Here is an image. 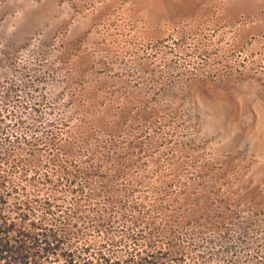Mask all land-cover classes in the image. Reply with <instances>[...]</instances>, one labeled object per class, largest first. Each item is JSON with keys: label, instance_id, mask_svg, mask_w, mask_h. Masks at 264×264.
Instances as JSON below:
<instances>
[{"label": "rangeland", "instance_id": "obj_1", "mask_svg": "<svg viewBox=\"0 0 264 264\" xmlns=\"http://www.w3.org/2000/svg\"><path fill=\"white\" fill-rule=\"evenodd\" d=\"M0 120L78 246L138 215L196 264H264V0H0Z\"/></svg>", "mask_w": 264, "mask_h": 264}, {"label": "trees", "instance_id": "obj_2", "mask_svg": "<svg viewBox=\"0 0 264 264\" xmlns=\"http://www.w3.org/2000/svg\"><path fill=\"white\" fill-rule=\"evenodd\" d=\"M1 121V120H0ZM12 127L2 120L0 123V264H196L191 254L178 243L177 239L164 229L155 227V222H144L140 216L124 214L121 226L116 221L106 224L98 217L95 225L99 228L110 227L113 233L118 229L125 232L120 238H110V251L105 246L98 248L90 244L78 246L79 222L83 220L82 211L75 205L68 217L61 219L62 206L58 196L51 192H38L29 196L28 187L15 183L14 177L19 171L23 182L29 177L30 162L26 158L14 157L10 145ZM56 147V144H53ZM46 165L57 167L54 155ZM63 173L59 183L74 194L85 192V183L90 172H84L78 166H60ZM58 172V171H57ZM24 179V180H23ZM85 179L86 182H82ZM46 184L53 182L51 175H45ZM58 185V183H56ZM107 202L118 204L115 196L107 197ZM139 204L134 206L136 212ZM64 212H62L63 214ZM117 221H119L117 219ZM130 227L135 230L130 231ZM148 228L147 232L144 229ZM160 234V235H159ZM116 246H120L117 252Z\"/></svg>", "mask_w": 264, "mask_h": 264}]
</instances>
